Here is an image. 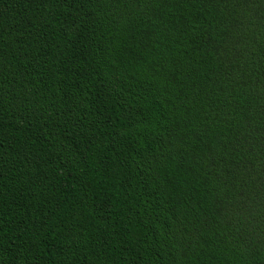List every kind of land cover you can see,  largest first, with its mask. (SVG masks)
Wrapping results in <instances>:
<instances>
[{
	"label": "trees",
	"instance_id": "trees-1",
	"mask_svg": "<svg viewBox=\"0 0 264 264\" xmlns=\"http://www.w3.org/2000/svg\"><path fill=\"white\" fill-rule=\"evenodd\" d=\"M0 264H264V0H0Z\"/></svg>",
	"mask_w": 264,
	"mask_h": 264
}]
</instances>
